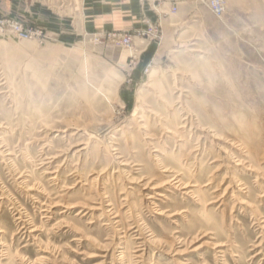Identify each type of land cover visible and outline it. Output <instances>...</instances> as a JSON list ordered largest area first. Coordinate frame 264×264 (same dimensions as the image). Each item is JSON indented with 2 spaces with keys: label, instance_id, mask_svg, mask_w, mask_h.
<instances>
[{
  "label": "rangeland",
  "instance_id": "obj_1",
  "mask_svg": "<svg viewBox=\"0 0 264 264\" xmlns=\"http://www.w3.org/2000/svg\"><path fill=\"white\" fill-rule=\"evenodd\" d=\"M111 1L0 15V264H264V0Z\"/></svg>",
  "mask_w": 264,
  "mask_h": 264
},
{
  "label": "crops",
  "instance_id": "obj_2",
  "mask_svg": "<svg viewBox=\"0 0 264 264\" xmlns=\"http://www.w3.org/2000/svg\"><path fill=\"white\" fill-rule=\"evenodd\" d=\"M79 1V0H78ZM88 5L94 4L96 0H86ZM99 2H112L111 0H97ZM146 3H153L155 4L156 0H140ZM173 0H159L158 4L163 7L167 8L168 4H171ZM177 3H180L181 0H175ZM119 2L125 3L127 0H119ZM47 0H0V15L9 14L13 15L16 13L24 14L27 19H37L35 18L37 14H39L42 18L43 13H48L49 9L46 5ZM90 3V4H89ZM95 7V4L92 5ZM110 8V5H109ZM108 8V9H109ZM110 11V9H109ZM108 12V11H107ZM106 20V17L104 18Z\"/></svg>",
  "mask_w": 264,
  "mask_h": 264
},
{
  "label": "built area",
  "instance_id": "obj_3",
  "mask_svg": "<svg viewBox=\"0 0 264 264\" xmlns=\"http://www.w3.org/2000/svg\"><path fill=\"white\" fill-rule=\"evenodd\" d=\"M206 2L208 8L214 15L220 16L223 14L226 6V0H206ZM5 24H6L5 20L0 19V30L5 31L4 30V28L6 27ZM21 28L22 27L15 25L14 28L11 29V31L18 33L23 38H26L27 33L23 32Z\"/></svg>",
  "mask_w": 264,
  "mask_h": 264
},
{
  "label": "bare ground",
  "instance_id": "obj_4",
  "mask_svg": "<svg viewBox=\"0 0 264 264\" xmlns=\"http://www.w3.org/2000/svg\"><path fill=\"white\" fill-rule=\"evenodd\" d=\"M169 97V96H168Z\"/></svg>",
  "mask_w": 264,
  "mask_h": 264
}]
</instances>
